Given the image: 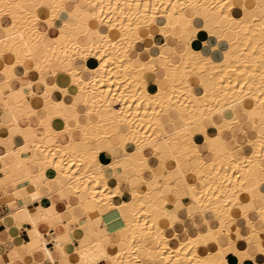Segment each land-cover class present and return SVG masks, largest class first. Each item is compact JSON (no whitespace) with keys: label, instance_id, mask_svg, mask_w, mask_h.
Wrapping results in <instances>:
<instances>
[{"label":"bare ground","instance_id":"obj_1","mask_svg":"<svg viewBox=\"0 0 264 264\" xmlns=\"http://www.w3.org/2000/svg\"><path fill=\"white\" fill-rule=\"evenodd\" d=\"M76 1L0 0L5 32L0 56L11 53L15 66L38 76L48 112L45 119L28 123L25 130L32 139L18 131L25 145L11 151L14 163L5 165L17 173V183H30L33 200L41 198V187L79 196L77 206L89 220H117L118 213L117 251H107L110 237L90 240L75 251L78 263L144 264L137 257L144 250L150 264H228L230 244L239 247L234 254L240 264H245L240 249L246 246L259 252V260L247 256L254 264L264 262V0H80L83 8ZM3 17L10 20L8 26L1 24ZM41 22L53 29V38L40 30ZM139 43H145L142 52L135 50ZM15 66L1 72L0 101L17 124L31 108L24 87L5 95ZM60 70L71 79L75 94L46 85L45 77ZM153 73L156 86L147 80ZM55 117L66 124L60 134L52 126ZM38 128L46 134L38 136ZM231 132L229 142L224 134ZM240 132L247 136L243 144L236 140ZM61 134L68 140L59 139ZM50 136L53 147L46 145ZM114 138L122 155L106 166L95 144L108 141L112 153ZM145 150L152 151L164 172L149 165ZM36 161L46 182L38 177ZM126 162L134 174L126 175V184L114 175L112 184L105 170L120 167L124 174ZM135 179L142 191L132 185ZM180 184L191 203L186 219L174 223L164 191H176ZM52 207L53 218L39 210L48 226L58 228L65 217L78 221L72 205L64 213ZM24 210L35 243L39 225ZM241 221L249 232L236 243L227 225ZM222 238L228 247L221 246ZM202 245L209 249L205 254L199 253Z\"/></svg>","mask_w":264,"mask_h":264},{"label":"crops","instance_id":"obj_2","mask_svg":"<svg viewBox=\"0 0 264 264\" xmlns=\"http://www.w3.org/2000/svg\"><path fill=\"white\" fill-rule=\"evenodd\" d=\"M76 5L79 8L84 7L80 0L76 1ZM1 22V24L5 26L10 24L8 17H3ZM39 28L41 31L48 33V35H50L52 38L54 37L53 29H50L47 23H39ZM51 33L53 35H51ZM4 36L5 32L0 29V39H3ZM209 42L212 46L215 44L212 39H210ZM144 49L145 43H139L135 47V50L138 52H142ZM206 52L210 53L208 48L206 49ZM13 57L14 56L11 53L3 55L2 58L0 56V79H2L1 72H3L4 69L15 66L16 59ZM134 58L137 59L136 57ZM155 63L157 68L160 69V62L156 61ZM20 68L21 67L18 66L14 67L13 76L15 78L12 77L11 81L9 82V88L5 90V95H9L12 89L16 91L21 87H24L26 89L27 95H29V97L27 96L26 98L29 103V108L32 110L30 109L28 112L29 114L26 116H21L20 121L15 124L14 115L7 109V105L0 101V264H82L78 263L75 256L73 257L75 251L81 247H86L90 240L93 242L97 241L98 239L107 240V237H110V242H108L106 245L107 251L109 253H115L118 249L117 242L120 238L116 233L118 231H116V229H119V226L121 225V220H119L120 217L118 213L115 214V218H117V220L106 221L104 218L96 217L94 219H90V221L89 218H84L82 210L77 206L79 196H75L72 193H66V196H64L65 194L63 193L57 191L49 192L48 190L41 187L39 190L41 198L33 200L30 194L33 193L34 189L30 186V183L18 184L17 173L15 171L14 173L11 172L13 171V168L11 167L8 168L10 174L6 173V170L8 169L5 165H12L14 163V157L11 151H16L25 145V140L23 139L24 137L19 134L18 131H22L24 134L28 135L30 139H32L30 135L31 133H28V131L25 130L28 123H36L41 119H45L48 113L46 109V101L43 96L45 93V87L43 83H38L39 78L35 73L26 75L25 72H23L24 70ZM154 79L157 81L156 73L149 74L147 77L149 84L152 86L157 85ZM29 83H34L32 89H29ZM45 83L49 86L57 85L68 94L76 93L71 79L63 70L58 71L56 75H47L45 77ZM55 98L57 102L60 103L61 94H57ZM49 110L53 112L55 108L50 107ZM31 111H35L34 114H32ZM65 113L70 114V110L66 109ZM237 113L241 116V121L244 123L248 133L252 135L253 133L251 132V126L247 122V119L243 116V110L241 108H237ZM52 126L57 134H60L66 128L64 120L57 117L53 119ZM71 127L72 129L77 128L75 123H72ZM36 134L42 137L46 134V132L44 129L38 128L36 130ZM238 134L236 136V140H238L237 142L239 144L245 143L247 136L243 133L241 134V132ZM73 135L74 138H79L78 131H75ZM217 136L218 135L214 134L213 137L217 138ZM224 138L231 142L233 140V133H225ZM59 139L65 142L68 140V135L61 134L59 135ZM221 139L223 138L221 137ZM198 140L201 142V138H198ZM112 143V153L111 146L108 141L101 140L95 144L96 147H99L102 150L100 161L106 166L112 164L114 157H120L122 155V149L120 148L119 140L114 138ZM54 144L55 139L53 136H50L47 139L46 145L53 147ZM202 152L207 155V150L205 148L202 149ZM145 154L149 158V165H153L152 167L156 168L157 173L164 172V170L158 166L159 163L154 157L152 151L145 150ZM34 167L41 181L46 182V173L41 167L40 161H36ZM126 168L127 169L124 174L121 172L120 167H116L115 169L107 168L105 170V175L107 178L112 180V184L115 182L113 180L114 175H118L116 176V180L118 182L121 184H126V175L134 174V170L129 162H126ZM12 174L14 175L13 177ZM48 174L50 177L54 176V173L52 172H49ZM174 176H177L176 173ZM132 185L136 186L140 189V191H142L141 183L138 179L133 180ZM15 193L18 195H15ZM164 193L165 197L167 199L169 198V204L166 206V211L170 215L171 220L174 223H177L181 219H186L188 212L187 207L191 202L187 197L184 186L180 184L178 185L176 191L165 190ZM62 197H66L68 200L63 199ZM52 204H55L59 213H64L68 204L72 205L75 209V214L78 221L73 223L71 220L65 217L63 220V225L59 226L58 228H52L48 226V224H45L44 221H41L42 215L40 214L41 212L39 213V210L43 208V214L45 217L53 218L56 215V210L52 207ZM25 208L30 212V215L39 225V236L36 238L35 243H33V240L30 236V231L33 230V226L28 221L29 215L27 212H25ZM13 214H15V216ZM205 216L211 221V224L215 226L212 216L208 213H206ZM196 220L198 223V228L204 229L205 226L203 227V223L200 221V219L196 218ZM66 224L69 225V229L65 227ZM227 230L231 233L232 238L236 241V243H240L241 240L239 237L242 236L243 233L247 234L249 232V229L245 227L242 221L240 223L228 224ZM42 243L45 245H42ZM32 244L37 247H34L35 249L30 250V246ZM220 244L222 247L229 246L228 241L224 238L220 240ZM246 247L240 249L244 259L243 263L254 264V262L251 261L247 256H254L259 260V252L255 247ZM238 248L239 247L235 248L230 244L231 253H229L226 257L228 264H240V258L234 254V250ZM208 250L209 249L206 245H202L199 248V253L205 254ZM146 256L147 253L144 250H139L137 252V257L142 263L150 264V261L148 258H146ZM98 264L111 263L102 261ZM259 264H264V262L260 261Z\"/></svg>","mask_w":264,"mask_h":264},{"label":"rangeland","instance_id":"obj_3","mask_svg":"<svg viewBox=\"0 0 264 264\" xmlns=\"http://www.w3.org/2000/svg\"><path fill=\"white\" fill-rule=\"evenodd\" d=\"M7 172L9 173V169H8V170H6V173H7ZM13 172H14V169H13Z\"/></svg>","mask_w":264,"mask_h":264}]
</instances>
